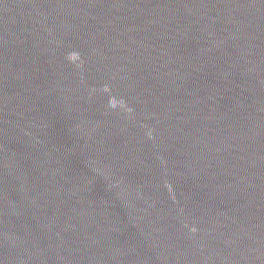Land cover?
I'll use <instances>...</instances> for the list:
<instances>
[{
  "label": "water",
  "instance_id": "1",
  "mask_svg": "<svg viewBox=\"0 0 264 264\" xmlns=\"http://www.w3.org/2000/svg\"><path fill=\"white\" fill-rule=\"evenodd\" d=\"M0 213L17 264H264V0H0Z\"/></svg>",
  "mask_w": 264,
  "mask_h": 264
}]
</instances>
